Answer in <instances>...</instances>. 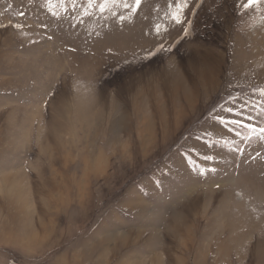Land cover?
<instances>
[{"label":"rangeland","instance_id":"374dc122","mask_svg":"<svg viewBox=\"0 0 264 264\" xmlns=\"http://www.w3.org/2000/svg\"><path fill=\"white\" fill-rule=\"evenodd\" d=\"M262 92L264 0H0V264H264Z\"/></svg>","mask_w":264,"mask_h":264},{"label":"snow or ice","instance_id":"6c2138e0","mask_svg":"<svg viewBox=\"0 0 264 264\" xmlns=\"http://www.w3.org/2000/svg\"><path fill=\"white\" fill-rule=\"evenodd\" d=\"M259 2V0H249V4H254ZM136 3L139 4L140 0H136ZM175 19V17H174ZM177 23H179L180 21L177 19L176 21ZM262 95H264V92H262ZM227 111L232 112L233 110L231 108L227 109ZM234 115L236 116H241L242 113L241 112H235ZM246 119L248 120H252L253 118L251 117V115H249L248 117H246ZM220 122L222 124H234L237 127H243L245 129H248L250 133L256 132L257 130L259 131V133H261L262 135L260 136L261 140H264V127H259L257 129V126L252 124V123H243L240 119H233V120H225V119H221ZM237 135H239V133H237ZM206 159H213L212 157H206ZM214 171V169H213Z\"/></svg>","mask_w":264,"mask_h":264}]
</instances>
